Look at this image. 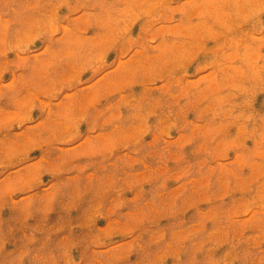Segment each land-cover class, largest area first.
<instances>
[{"label": "rangeland", "instance_id": "1", "mask_svg": "<svg viewBox=\"0 0 264 264\" xmlns=\"http://www.w3.org/2000/svg\"><path fill=\"white\" fill-rule=\"evenodd\" d=\"M0 264H264V0H0Z\"/></svg>", "mask_w": 264, "mask_h": 264}]
</instances>
